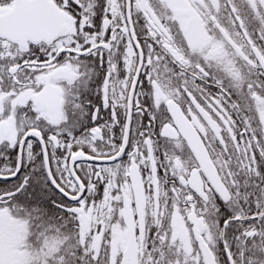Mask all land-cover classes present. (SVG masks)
<instances>
[{
	"label": "snow or ice",
	"instance_id": "snow-or-ice-1",
	"mask_svg": "<svg viewBox=\"0 0 264 264\" xmlns=\"http://www.w3.org/2000/svg\"><path fill=\"white\" fill-rule=\"evenodd\" d=\"M0 264H264V0H0Z\"/></svg>",
	"mask_w": 264,
	"mask_h": 264
}]
</instances>
